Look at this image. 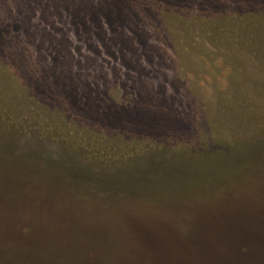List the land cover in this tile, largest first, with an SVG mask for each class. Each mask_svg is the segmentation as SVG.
I'll return each instance as SVG.
<instances>
[{"label":"rangeland","instance_id":"1","mask_svg":"<svg viewBox=\"0 0 264 264\" xmlns=\"http://www.w3.org/2000/svg\"><path fill=\"white\" fill-rule=\"evenodd\" d=\"M23 1L7 0L0 18H11L10 8ZM151 10L158 16L148 22L161 31L155 40L161 46L158 57L164 71L137 72L123 66L128 68L126 75L129 69L138 73L137 81L135 76L125 82L111 79L96 97L119 108L142 101L165 116L177 117L182 125L119 131L117 139L80 115L69 91L48 99L41 93L36 107L40 117H62L71 125L100 132L102 137L88 147L95 153L91 155L84 145L68 147L42 138L40 131L11 127L0 112V243H116L156 227L176 228L181 240H192L196 231L220 224L225 230L256 231L264 226L262 34L240 30L238 36L251 38L236 40L239 44L233 46L229 38L236 36L227 31L222 43L209 30L189 35L179 24L180 31L173 36L162 22L172 16L164 17L156 7ZM40 29L41 24L34 31L36 40H26L24 53L42 56L46 62ZM251 40L257 47L247 45ZM6 49L5 43L2 58ZM104 61L110 64L115 59L105 56ZM33 65L43 71L42 63ZM23 66L13 64L9 71L20 72ZM144 66L149 68L150 63ZM59 69L66 74V67ZM1 75L0 71V86L20 90ZM85 86L82 83L84 93ZM76 89L78 85L70 92ZM14 102H0V111L17 121L24 110L21 101ZM54 130L63 137L76 131L71 126ZM76 140L77 145H90L83 137ZM101 152L108 156L104 160L116 162L102 163L97 159Z\"/></svg>","mask_w":264,"mask_h":264},{"label":"trees","instance_id":"2","mask_svg":"<svg viewBox=\"0 0 264 264\" xmlns=\"http://www.w3.org/2000/svg\"><path fill=\"white\" fill-rule=\"evenodd\" d=\"M6 1L0 0V7ZM151 7L160 9L159 14L164 17L172 16L162 18V22L173 36L182 24L189 35L200 29L209 30L224 43L226 31L234 34L236 37L230 35L229 38L233 46L239 44L236 40L251 38L248 34L238 36L242 34L240 30L253 31L252 35L262 34L264 38V0H24L19 6L10 8L11 18H0V50L5 43L8 48L3 58L0 55L1 76L20 88L0 86V102L21 101L24 110L17 121L0 111L6 123L11 127L15 124L20 131H40L42 138L68 147L84 145L88 154L94 155L89 148L95 138L102 137L99 131L94 133L95 129L82 124L71 125L62 117H40L42 113L36 108L42 102L38 97L41 93L48 99L67 90L69 99L75 102L73 108L80 115L100 128L103 126L102 130L113 132L117 139L119 131L182 125L177 117L165 116L161 110L142 101L119 108L105 105V100L100 102L96 97L102 95L105 83L111 79L125 82L135 76L134 81H137V72L164 71L160 66L162 57H158L161 46L155 40L161 31L152 21L148 22L158 17ZM40 24L46 40L41 41L40 47L42 54L48 52L46 62L42 56L24 53L28 46L26 40H36L34 31ZM247 45L257 47L253 40ZM105 56H113L115 61L108 64ZM6 61L26 66L20 72L10 73L9 66L13 64ZM146 62L150 63L149 68L144 66ZM40 63L43 71L33 67ZM123 66L137 69V72L129 69L126 75L128 68ZM61 67L67 68L66 74L59 69ZM75 67L82 70L79 72ZM82 83L86 84L85 93ZM127 83L130 86L137 82ZM23 85L28 87L26 91L21 90ZM77 85L78 89L70 92V88ZM68 126L76 130L71 132V137H63L58 130L52 131L54 127L63 131ZM78 137H83L90 145H77ZM98 156L102 163L116 162V159L104 160L108 157L104 152ZM223 225L196 231L192 240H181L184 238L176 228L156 227L148 233L129 234L133 239L116 243H0V264H264L263 225L256 231L248 227L225 230Z\"/></svg>","mask_w":264,"mask_h":264}]
</instances>
